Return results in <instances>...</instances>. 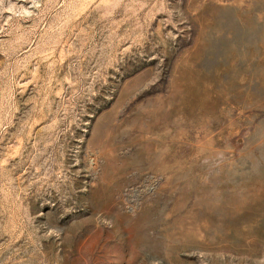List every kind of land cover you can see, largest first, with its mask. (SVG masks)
<instances>
[{
  "label": "rangeland",
  "instance_id": "rangeland-1",
  "mask_svg": "<svg viewBox=\"0 0 264 264\" xmlns=\"http://www.w3.org/2000/svg\"><path fill=\"white\" fill-rule=\"evenodd\" d=\"M0 264H264V0H0Z\"/></svg>",
  "mask_w": 264,
  "mask_h": 264
}]
</instances>
